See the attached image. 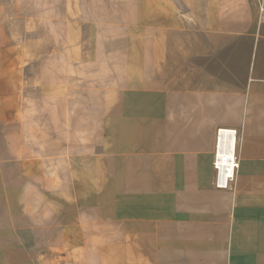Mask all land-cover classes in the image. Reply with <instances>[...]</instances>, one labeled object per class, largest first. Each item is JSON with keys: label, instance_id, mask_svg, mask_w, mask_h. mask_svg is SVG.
<instances>
[{"label": "crops", "instance_id": "obj_1", "mask_svg": "<svg viewBox=\"0 0 264 264\" xmlns=\"http://www.w3.org/2000/svg\"><path fill=\"white\" fill-rule=\"evenodd\" d=\"M0 264H264V0H0Z\"/></svg>", "mask_w": 264, "mask_h": 264}, {"label": "built area", "instance_id": "obj_2", "mask_svg": "<svg viewBox=\"0 0 264 264\" xmlns=\"http://www.w3.org/2000/svg\"><path fill=\"white\" fill-rule=\"evenodd\" d=\"M238 138L236 127L220 126L216 129L213 168L214 185L218 189H229L235 182L240 165L237 157Z\"/></svg>", "mask_w": 264, "mask_h": 264}]
</instances>
